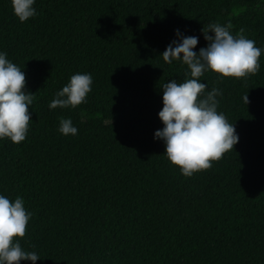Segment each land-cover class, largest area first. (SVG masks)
I'll return each instance as SVG.
<instances>
[{"label":"trees","instance_id":"obj_1","mask_svg":"<svg viewBox=\"0 0 264 264\" xmlns=\"http://www.w3.org/2000/svg\"><path fill=\"white\" fill-rule=\"evenodd\" d=\"M21 23L0 0V51L34 95L26 139L0 140V195L32 213L20 239L35 264H264V51L246 79L208 71L234 149L191 177L155 139L161 86L185 79L163 61L175 30L197 36L231 24L264 49V0H36ZM209 35H213L210 31ZM76 73H90L87 103L48 105ZM248 94L249 103L242 97ZM70 118L78 134L62 135ZM20 264H32L21 261Z\"/></svg>","mask_w":264,"mask_h":264},{"label":"clouds","instance_id":"obj_2","mask_svg":"<svg viewBox=\"0 0 264 264\" xmlns=\"http://www.w3.org/2000/svg\"><path fill=\"white\" fill-rule=\"evenodd\" d=\"M36 0H11L13 14L21 23L37 15ZM231 24L210 23L203 28L207 47L198 52L193 49L198 44L197 36H186L180 29L175 30L174 39L163 51L166 64L174 61L187 66L185 79L178 83L175 79L164 83L163 107L158 116L164 127L156 130L155 139L165 144L168 160L179 166L185 177L195 172L207 170L214 161L234 149L239 136L234 124L229 123L223 112H218L217 97L222 95L217 88L205 94L206 83L200 78L208 71L218 74V78L233 77L246 79L260 70L259 58L264 49L255 46V41L244 35L234 36ZM213 35H209V32ZM90 73L73 74L69 82L56 92L50 101V110L57 107L75 109L87 103L92 91ZM25 73L0 51V140L9 139L19 144L29 131L34 95L25 90ZM248 104V94L242 97ZM58 131L65 136L78 134V129L70 118L61 119ZM24 200L17 196L10 200L0 195V264H20L42 259L35 251H25L20 239L26 233L32 213L26 210Z\"/></svg>","mask_w":264,"mask_h":264}]
</instances>
